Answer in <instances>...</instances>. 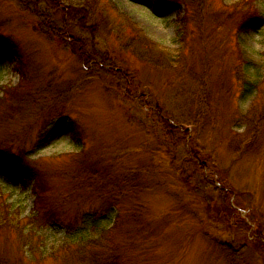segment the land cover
Segmentation results:
<instances>
[{
  "label": "rangeland",
  "instance_id": "1",
  "mask_svg": "<svg viewBox=\"0 0 264 264\" xmlns=\"http://www.w3.org/2000/svg\"><path fill=\"white\" fill-rule=\"evenodd\" d=\"M28 1L0 0V160L32 173L0 165V264H264V0H59L70 39Z\"/></svg>",
  "mask_w": 264,
  "mask_h": 264
},
{
  "label": "trees",
  "instance_id": "2",
  "mask_svg": "<svg viewBox=\"0 0 264 264\" xmlns=\"http://www.w3.org/2000/svg\"><path fill=\"white\" fill-rule=\"evenodd\" d=\"M160 2L162 1L160 0ZM19 3H21V1H19ZM61 7L62 6H60L59 0H34L31 2L28 1L26 3V10H28V12L32 14V16L37 18V22L35 25H33V29L39 32L40 34L51 38H53V36H61L63 38L70 39L71 36H69V33L71 29L75 26L83 28L86 24L85 16L88 14L86 11H84V8L81 9V11L74 8L71 10L68 9L67 12L64 13ZM255 19L256 17H251L249 20H246V23L249 24ZM72 22H76V25H72ZM131 31L133 34L130 36L129 42L132 44V46L135 47L136 50L140 51V54L144 55L143 59L146 62H149L154 65H166L168 63L171 64L173 60H177L178 57L173 58L171 52L168 49L160 47L156 44L154 45L153 43H151L150 40L146 39L140 29L132 25ZM66 41L68 45H74V40H69V42L68 40ZM82 61L87 62V57L82 58ZM25 78L26 75L21 73V80H24ZM20 87L21 85L19 84L16 87H12V89L4 90L2 91V95L0 96V112L4 113V116L8 118H11L12 115L7 113V109H5V107L11 105L14 111L16 108L18 111L22 109L21 105L23 93ZM20 91L21 93H19ZM9 92H11L12 94H8ZM14 92L17 93V98L13 97L12 99ZM11 100L12 103H10ZM20 113L23 112L21 111ZM0 165L10 167L12 169L11 176L14 180L20 181L19 184H23L25 186L32 179V173L29 169L31 167L25 163L22 157L11 159L8 162L4 161V163H1L0 160ZM36 195L38 196L37 193ZM38 201L42 202L41 197L38 198ZM9 208V204H7L4 199H2V196L0 194V227L4 226L5 224H8L9 219L7 218V215H9ZM86 222H89L88 224H90V226H92V229L96 231V236H98V233L100 234L101 232H103L104 225L102 224V216L95 215L91 219L86 220ZM96 241L98 240L96 239L93 242Z\"/></svg>",
  "mask_w": 264,
  "mask_h": 264
}]
</instances>
